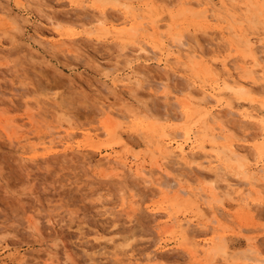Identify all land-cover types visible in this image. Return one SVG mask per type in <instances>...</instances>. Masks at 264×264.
<instances>
[{
  "label": "rangeland",
  "instance_id": "rangeland-1",
  "mask_svg": "<svg viewBox=\"0 0 264 264\" xmlns=\"http://www.w3.org/2000/svg\"><path fill=\"white\" fill-rule=\"evenodd\" d=\"M23 3L0 0V264H264V194H251L250 205L222 196L215 230L207 227L211 199L194 195L212 191L202 174L223 192L248 188L245 173L262 175L264 81L240 91L223 61L245 66L249 47L236 36L244 30L259 47L257 69L264 66V0ZM182 35L205 51L194 64L167 62L159 51ZM136 42L150 53L140 56ZM132 66L138 80L115 88ZM203 89L215 95L208 104ZM213 108L217 122L206 119ZM59 132L72 136L45 161L39 144ZM168 140L187 151L204 146L203 167L178 156L169 169L191 194L159 188L158 170L138 177V168H155Z\"/></svg>",
  "mask_w": 264,
  "mask_h": 264
},
{
  "label": "bare ground",
  "instance_id": "bare-ground-1",
  "mask_svg": "<svg viewBox=\"0 0 264 264\" xmlns=\"http://www.w3.org/2000/svg\"><path fill=\"white\" fill-rule=\"evenodd\" d=\"M16 5L19 8H22L24 6L23 0H16ZM210 14H211V11L207 9L206 12H205V19H208L210 17ZM212 17H214V16H212ZM102 19H104V18H102ZM103 21L104 20H102V22ZM230 29L232 30L234 28H230ZM236 36H238V39H239V37L244 38L243 41L249 47V56L246 58V60L244 59L245 60V62H244L245 63V66L244 67H241V68L232 69L233 66H231L228 62L223 61V67H224L225 71L229 74V76H228L229 81H232L236 86H238L240 91H244L246 89V86L247 85L257 84L261 80L264 81V66H262L260 70L257 69V67L260 65V56H259V51L260 50H259V47L254 46V44L251 42L252 40L248 37L247 32L244 31V30H242L241 33L238 34V31H237ZM61 37L62 38H65V35L63 33H61ZM190 39L192 40V38H190ZM239 40H241V39H239ZM168 43H170V42H168ZM135 44L138 45V54H140V56H142L143 54H149L150 53L151 50H149L148 49V46L145 45L146 43L145 44H140V42L139 43L136 42ZM190 47H191L190 46V42H188L186 40L185 36L182 35V36H180L178 38H175L172 41V43H170V44H166L165 43L164 46H163V48H160L159 51L164 56V59L167 62H169L170 60L171 61L172 60H176L175 62H177L178 65L179 64H182L183 63V60L185 58L188 59V61L190 63L194 64L196 62V59L203 58L205 56V51H203V50L202 51L201 50L200 51L199 50L197 51V50L192 49ZM216 51H217V49H216ZM0 56H2V55H0ZM246 74H247V76H245ZM138 76H139V72L134 69V66H132V72H131L130 75H128L125 78H116V79L113 80V83L112 84H113V86L115 88H119L120 83H122L124 85H130L133 82H136L138 80ZM244 77L246 79H243ZM254 86H256V85H254ZM164 88H166L165 85H164ZM249 89L251 91H255L256 90L255 88H251V86L249 87ZM200 92L206 96V98H205L206 100L203 101L205 104H208L210 99L215 98V95L210 94L205 89L201 90ZM197 94L194 93L192 95H197ZM164 96L165 97H168V94L166 93ZM217 108H219V107H217ZM215 110H217V109H214L213 108L211 111L207 112V116H206L207 121H212V122L213 121L214 122L216 121L217 122V120L220 119V117H222L221 115H216L215 113H214L215 114L214 115L213 114V111H215ZM32 118L33 117H30V119H32ZM218 126L220 127L221 130H224L226 128L225 125H224V123H221V124L219 123ZM71 136L72 135H70V134H67L66 136H64L63 133H61V132H59L57 134L50 133V134L46 135V137L43 139L42 143L39 144V147L42 148V149H44V153L42 154V157L45 159V161L48 160V158H51V157H54V156H58L60 154L59 148H61V146H63V145L68 144V138L71 137ZM177 137H180V135L179 134L174 135V138H177ZM216 139H218V138H216ZM195 142L196 141H194V143ZM228 142H229V140H228ZM175 143H176V141L174 142V141H169L168 140L167 141V144H166V151L164 152V154L161 153L162 155H161L160 159H157L155 161L154 167L156 169L153 167L154 169L153 170H150L151 171L150 172V171H146L145 170V167L138 168V177H139V179H142L144 181H149L150 178H151L150 173H152L153 171L158 170L160 172H163L164 173L163 174V179L160 180V182L157 184V186L159 188H162L163 187V188H168V189H173L176 186H180L176 191H177V196L178 197H181L182 195L191 194L193 192V190H188V189L184 188L182 186L181 180H177L176 177H173L171 175L169 169L172 168V166H173L172 161L176 157L182 156V158L185 160V162L195 164L196 166H199V167H203L205 164H204V162H202V159L207 154L205 153L204 146L202 144H196V145H194V146L191 147L190 151H187L186 148H185V146H183L181 144H178V146L175 147L174 146ZM224 144H226V143H224ZM235 146L232 145L229 148V150L231 152L230 155L233 158H236V160L238 161V163H240V168L243 169V168H245V165L241 164L242 161L239 159L240 158V154H239L238 148H240V147L236 148L238 145L236 147ZM33 147H36V146L34 145ZM69 149H70V146H65L64 152L65 153L66 152H69ZM38 155H40V154H38ZM221 155H222V152H216V154H214V156L216 158H212L213 157L212 154H210L209 157H211L212 159H216L217 161H220L221 158H223ZM190 158L192 159V162H188V159H190ZM241 159H242V157H241ZM216 160H214V161H216ZM207 162L208 163H212L211 160H209ZM210 166L213 167L212 165H210ZM260 172L262 173V175L259 176V177L251 176V175L248 177L246 175L247 173H245L244 178L247 181H246V183H243L245 185H243V184L242 185L245 186V187L248 186V188L244 189V187H241L238 184H234V185L230 186V189L227 192L221 191V189L219 188V186L216 185V182H215L214 178L208 176L207 174L206 175H203L202 174V176L199 175L200 177H203L204 179H210L211 178V183L213 184V187H212V191H209V193H207V194H203L204 192H198V193H195L194 195L197 196L200 200L201 199L202 200H204V199H206V200L207 199H211L210 202L207 200L208 201V204L210 205V207H212L213 204L215 206V203L220 202L222 196H232L233 199L236 198V200L241 201V202H244V204H246V205H250V200L249 199H250V195L251 194L257 193V194H260V196L264 194V166L261 167ZM116 175L119 178H123V176L121 174H116ZM259 182H263L261 186H260V183ZM134 203H136V202H134ZM214 206L212 207V209H213L214 212H213L212 220L210 222V226H207L209 228H212L213 230L217 229L218 226H220V224H221V218L220 217L222 215V213H219L218 212L219 211V208L215 209ZM247 212H248V210H247ZM180 226H182V224ZM190 227H192L191 223H187V226L185 227V232H186V234L192 235L195 238L196 237V231L195 230H190L189 229ZM196 243H198V242H196ZM219 245H221V244H219ZM193 247H195V246L193 245ZM195 249L196 248H194V250ZM220 250H221V254L223 256H225L226 259L230 257V255L228 256V252H227V249L226 248H222L221 247ZM255 250L256 249L250 248L247 251H248L249 254L252 255V254L255 253ZM198 252H199V250H195V252H193V256H198L197 255ZM214 254H216V253H214ZM249 254L248 255L246 254L247 256H245V257L248 258L247 260H250V261H253L254 262L256 259L253 258V257H251V256H249ZM200 255H201V253H200Z\"/></svg>",
  "mask_w": 264,
  "mask_h": 264
}]
</instances>
